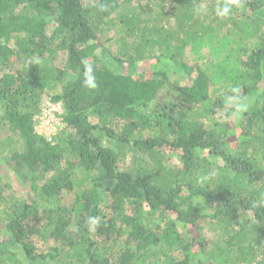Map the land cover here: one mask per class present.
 I'll return each mask as SVG.
<instances>
[{"label":"trees","instance_id":"trees-1","mask_svg":"<svg viewBox=\"0 0 264 264\" xmlns=\"http://www.w3.org/2000/svg\"><path fill=\"white\" fill-rule=\"evenodd\" d=\"M203 2L0 0V264H264V0Z\"/></svg>","mask_w":264,"mask_h":264},{"label":"rangeland","instance_id":"rangeland-1","mask_svg":"<svg viewBox=\"0 0 264 264\" xmlns=\"http://www.w3.org/2000/svg\"><path fill=\"white\" fill-rule=\"evenodd\" d=\"M203 1H204L203 3H206V4H209L210 3V0H203ZM200 4L202 5V1L200 2ZM156 6L159 7V2L157 4H155L154 6L152 5L150 7L151 9L153 8V11L152 12H154L153 13V16L154 17L157 15V12H158ZM163 7H164V9L167 12H172V10L174 8V4H173L172 1L166 2ZM209 7H210L209 5H206V7L203 8L202 13L204 15L205 14L207 15L211 11ZM127 10L128 11L136 10V6L134 4H131L130 5V8L127 9ZM143 10H146V9L143 8ZM217 12H221V10H218ZM144 14L145 13L143 12V15H142L143 17L145 16ZM201 18H203V16ZM166 22H168V21H166ZM170 22L174 25L176 23V19L175 18H171L170 19ZM218 24H221V26L224 28V31L227 32V33H231V31H233V30L236 29V27L234 29H232L233 28V23L231 21L227 20L226 18H223V16H220V20H219ZM257 24L258 25L256 26V29H255L256 30L255 31V36L254 37H250L252 40H257V38H264V21L262 23H260V24L258 22ZM116 32H117L116 31V28H113V29H109V33L108 34H115ZM247 41H248V38L245 41L242 42L245 47H248L249 46V43ZM184 52L186 53V57H188L189 60H191V59L192 60H195L194 62H197L200 65H202L203 67H206V65H205L206 64V61L208 60V57L210 56V50H209V48H205L203 50V57H204V59H198L196 57V55L194 54V52L191 50L190 47L185 48ZM162 54L163 53H160V51L159 52H151L150 57L156 55L157 58H158ZM149 58L147 60H145V62H144L145 65L152 66L153 68H154V66H160V64H159L160 62L158 61V59H156V58L155 59H151V58L149 59ZM179 77L181 79L177 83L179 85H181V84H183L186 81L187 76L184 77L183 74H180ZM177 78L178 77L175 76L173 78V80H176ZM44 97H45V95L43 96V98ZM224 117H225L224 114H218L212 123L215 124L218 128H220V127H222V126L225 125V123L223 122ZM7 170L11 174L12 180H14V182H15V185L14 186L16 188V189L14 188L15 189L14 192H11V189L7 188L8 194H6V195L8 196V198L9 199H12L13 201H14V199H18V200H21V201L22 200L32 199L34 192L30 190L29 184L26 183V182L21 181V179L15 174V172H12L9 168H7ZM6 177L7 176H4L5 182H8V179ZM47 203L48 204H45V206L48 209L53 207L52 200L48 201ZM1 209H2V206L0 207V216H2L1 215ZM45 219H42V221L40 222V226H42V224H44ZM209 234L211 235L210 238L213 241H215L217 239V237H216V239H214V237H213V236H215L214 234H212V233H209ZM207 236H208V233H207ZM34 240H36L35 242L39 246V248H41L43 250H46L44 252H51L49 249H47V246L50 245V244H52L51 241H49L50 239H48V241L47 240L45 241V240L41 239L40 237H36V238H34ZM5 259H7V258L6 257H3L2 258V260H5ZM9 261H10L11 264H13L15 262V260H13V261L12 260H9ZM150 264H160V260L157 259L156 256H153L152 259H151V261H150ZM237 264H240V263H237Z\"/></svg>","mask_w":264,"mask_h":264},{"label":"built area","instance_id":"built-area-1","mask_svg":"<svg viewBox=\"0 0 264 264\" xmlns=\"http://www.w3.org/2000/svg\"><path fill=\"white\" fill-rule=\"evenodd\" d=\"M64 105L61 101L54 102L49 97L42 99L41 111L36 116L38 121L36 124V131L47 138L52 140L66 127L63 121Z\"/></svg>","mask_w":264,"mask_h":264},{"label":"clouds","instance_id":"clouds-1","mask_svg":"<svg viewBox=\"0 0 264 264\" xmlns=\"http://www.w3.org/2000/svg\"><path fill=\"white\" fill-rule=\"evenodd\" d=\"M225 12H227V8H225ZM85 64H86V73H85V75H86V77H87V79H86L85 82H86L87 84H89L90 86L95 87L96 85L94 84V82H93V78H92L91 75H90V73H91V71H92L91 66H88V65H87V62H85Z\"/></svg>","mask_w":264,"mask_h":264}]
</instances>
